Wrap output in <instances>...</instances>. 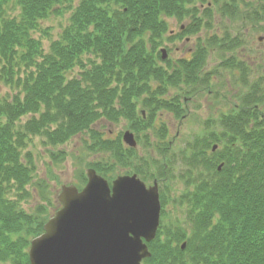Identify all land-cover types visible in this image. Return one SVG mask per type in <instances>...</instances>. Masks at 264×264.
Wrapping results in <instances>:
<instances>
[{
  "label": "trees",
  "instance_id": "trees-1",
  "mask_svg": "<svg viewBox=\"0 0 264 264\" xmlns=\"http://www.w3.org/2000/svg\"><path fill=\"white\" fill-rule=\"evenodd\" d=\"M216 1L220 4L222 0ZM13 2L19 11L17 17L5 13V6ZM224 2L223 15L228 11L233 18L240 16L235 8L237 0ZM192 3L193 0H0V66L7 72L3 76L6 83L22 87L24 92L23 98L16 95L13 101L0 103V261L30 264L29 239L43 233L46 222L37 217L47 212L44 206L34 216L6 197L8 189L32 196L26 191L29 184L45 195V179L33 182L37 168L32 153L21 154L27 134L40 135L56 147L89 131L93 146L111 155L107 163L97 162L90 167L105 177L116 166L126 167L135 149L124 146L121 138L105 137L93 125L100 120L118 122L123 117L130 128L140 131L148 125L147 118L138 111L140 102L145 107L156 104L155 114L157 109L172 107L158 98L157 91L164 90L166 81L172 85L183 78L191 84L201 81L200 72L204 71L208 54L203 42H199L191 59L178 60L172 74L159 64V46L169 28L167 16L184 21L197 11ZM261 8L264 11V0ZM65 12L70 13L68 23L52 41L50 52L44 54L41 41L33 33L50 16ZM260 13L257 9L250 14L256 19ZM200 30L201 23L195 17L183 35ZM212 39L210 44L215 50L237 47L238 41L235 43L227 34L224 38L215 34ZM86 53L100 61L89 59L87 64L82 60ZM19 60L26 67L24 76L20 74ZM164 61L171 65L170 60ZM222 61L227 67L239 69L246 90L231 108L219 113L218 119L207 121L216 129L204 137H195L193 145L186 143L181 152L184 162L191 166L189 169L200 171V179L206 171L210 178L204 177L197 189L185 197L189 238L182 230H167L168 238L162 240L159 231L149 244L152 256L144 261L146 264H264V77L250 83L244 78L243 62L236 58ZM76 64L83 71L79 77L69 79L67 74ZM204 75L202 81L210 82L211 72ZM156 82L159 88L154 90L152 84ZM172 109L179 113V107ZM26 114L33 117L22 132L17 122ZM3 116L6 122H2ZM167 129L165 126L164 132L159 131L165 135ZM215 145L218 148L213 151ZM170 148L164 145L162 151L167 154ZM59 157L66 159V154L51 151L52 162L57 163ZM168 166L162 165L167 177ZM191 176L190 170L182 176L187 185ZM83 178L86 181L85 174ZM30 225L38 226L28 230ZM14 233L18 235L15 241L11 239ZM181 241H187L184 250Z\"/></svg>",
  "mask_w": 264,
  "mask_h": 264
},
{
  "label": "rangeland",
  "instance_id": "rangeland-1",
  "mask_svg": "<svg viewBox=\"0 0 264 264\" xmlns=\"http://www.w3.org/2000/svg\"><path fill=\"white\" fill-rule=\"evenodd\" d=\"M225 1L233 2V0ZM262 2L263 0H237V7L235 8L239 11L240 16L236 18H233L228 11L225 12L226 15L222 14L224 12V0L220 4L216 0H193L191 5H195L197 11L191 12L184 21H178L175 17L167 16L168 33L162 39L159 51L165 49L166 59L171 61V65L169 66L163 59L159 60V64L167 69L169 74H172L177 68L178 60L181 58L191 59L193 57L192 52L198 46L197 42H203L208 48V54L204 63V71L200 72L201 81L198 84H191L187 83L183 78L180 81L177 79L178 83L176 85L166 81V87L162 88L164 90L157 91L158 98L159 100H165L172 107L157 109L155 114H153V109L156 108V104L152 107H145L144 103L140 102L138 111L141 115L142 111H146L145 116L148 122V125H143L140 131L130 128V123L123 117H120L118 122L110 123L106 120H100L93 125V127L103 131L104 136L110 139L121 138L122 140L126 130H131L135 133L138 146L131 155L130 164L127 163L126 167L122 165L116 166L113 173L108 174V176L112 178L110 181H113L119 175L137 174L148 186L158 180L162 204L159 229L162 232L160 236L162 240L168 238L167 230L172 232L182 230L187 233V238H189L188 204L185 197L197 189L204 177H206L205 180L210 178L209 172L206 171L203 173L204 177L200 179V171L194 168L193 165L192 168L194 169H189L191 166L184 162L181 152L185 149L186 143L191 144L195 137H204V134L216 129L214 125H211L214 123H211V121L208 123L207 121L209 119H218L220 112L231 108L239 100L242 91L246 90L242 82V73L239 69L225 66L222 60L236 58L237 61L243 62L246 66L244 78L250 83L264 77V18H262L264 11L261 10ZM190 7L194 8L193 6ZM257 9H260L261 13L256 15L258 18L255 19L250 13ZM5 13L11 17L19 16L16 3L13 2L5 6ZM69 16L70 13L68 12L62 13V15H52L41 22V29L33 33V37L41 41L44 54L50 52L52 41L57 40L60 36L68 23ZM195 17L201 23L202 31L200 30L201 32L191 35L181 34V31L186 29L194 21ZM46 33L48 34L46 35ZM215 34L219 38H224L225 34H227L230 39L235 40V43L238 41L236 49L231 50L228 47L226 50H215L217 48L210 44ZM171 37L173 38L172 40H170ZM260 37L262 40L259 39ZM89 59L100 61L99 58L89 53L82 56V60L87 64L90 61ZM18 64L22 66L20 74L24 76L26 67L21 60L18 61ZM17 70L18 67L15 68V72ZM82 71L83 68L76 64L74 69L68 72L67 76L69 79L79 77ZM209 71L211 72L210 82L202 81L205 78L204 72ZM6 74L7 72L0 66L1 104L13 101L16 95L24 97L22 87H13L6 83V77H3ZM152 85L154 90L159 88L158 82ZM193 90H195V93ZM174 107H179L178 114L172 109ZM32 117V114L22 116L17 122V126L22 125V127L17 129L25 132L24 128L27 126L25 124ZM35 118L38 119L39 115H35ZM1 119L2 122L7 121L5 116ZM165 126L168 128L166 130L167 134L163 135ZM159 130L163 132L161 133ZM27 135L29 137L25 141L26 145L22 148L21 154L25 156L29 152L32 153L33 161L37 168L35 172L36 178L33 182L45 179V195L43 196L39 189L37 191L40 194L37 193L33 185L29 184L26 186V191H30L32 196L26 197V194L22 195V192L18 193L15 189H8L9 192L6 197L16 202L25 212L34 216H37L35 212L38 211L39 207L44 206L47 212L37 217L39 220L41 218L47 222L61 208L57 196L62 186L74 184L79 188L83 187L86 182L83 175H86L90 165L97 162L107 163V160L111 159V155L93 146L94 142L90 138L91 134L89 131L80 133L68 142L56 147L50 145L40 135ZM17 137L19 136L17 135ZM164 145H171L170 152L167 154L162 151ZM124 146L126 145L124 144ZM51 151L56 154L64 152L66 159L62 160L59 157L57 163L52 162ZM189 152L193 154L190 148ZM209 154H211L210 151ZM163 164H170L168 166V177L164 175ZM199 168L201 169V167ZM189 170L192 176L190 183L187 185V180L182 179V176H185V172ZM109 177L107 178L109 179ZM162 195H164V200H162ZM182 198H184L183 201ZM37 226L30 225L28 230ZM30 235L28 234V236ZM17 238V234L11 235L13 241L17 240ZM29 240L31 244L33 239ZM183 242L187 246V241H181L180 245ZM0 264H12V260L0 261ZM143 264H146V262H143Z\"/></svg>",
  "mask_w": 264,
  "mask_h": 264
},
{
  "label": "water",
  "instance_id": "water-1",
  "mask_svg": "<svg viewBox=\"0 0 264 264\" xmlns=\"http://www.w3.org/2000/svg\"><path fill=\"white\" fill-rule=\"evenodd\" d=\"M123 140L137 147L133 132ZM87 176L81 191L73 184L62 187V208L31 242V264H141L151 257L147 243L155 239L161 216L158 183L147 187L134 174L111 185L93 168Z\"/></svg>",
  "mask_w": 264,
  "mask_h": 264
}]
</instances>
